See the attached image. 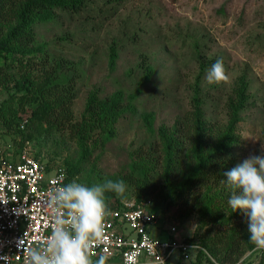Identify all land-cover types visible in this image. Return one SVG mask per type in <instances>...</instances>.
Wrapping results in <instances>:
<instances>
[{"label":"rangeland","instance_id":"374dc122","mask_svg":"<svg viewBox=\"0 0 264 264\" xmlns=\"http://www.w3.org/2000/svg\"><path fill=\"white\" fill-rule=\"evenodd\" d=\"M88 1L80 14H59L55 21L37 27V43L45 46L50 63L65 59L75 63L77 68L73 74L77 91L72 107L74 123L82 121L88 99L94 92L102 99L118 91L125 92L126 99L140 88L142 92L133 102V111H127L116 124L114 139L103 145L88 142L90 154L86 161H81L82 148L70 130L40 132L31 121V112L20 114L21 119L29 121L25 134L33 135V139L24 141L23 147L39 155L43 163L53 169L52 173L69 168L67 162L81 163L75 179L88 186L106 180H123L126 193L120 197L121 201H137V190L129 184L133 178L131 166L140 158L150 160L155 167L150 177L157 190L150 200L160 216V229L168 232L175 227L179 240L200 245L199 253L204 251L212 257L203 240L210 242L216 233L238 226L247 232L248 221L239 218L233 224L221 226L208 216L206 219L202 216L201 209L206 203L201 204V199L198 203L193 195L176 200L174 205L159 196L160 192L167 193L162 168L164 153L156 136L147 131L143 115H154L156 129L172 127L178 120H185L192 111L193 89L200 73L198 51L209 59H221L230 78L227 84L208 83L206 71L199 80L206 101V116L212 122L220 126L227 124V102L238 78L245 75L250 83V100L238 125L239 143L233 149L235 166L252 155H264L261 151L264 145V0ZM114 44L119 59L116 69L111 71L109 57ZM143 57L155 70L145 85L140 84L144 76ZM4 65L5 60L1 59L0 67ZM9 73V83H0V109L4 108L5 112L13 105V97H21L15 89L21 72L13 68ZM2 123L0 119V137L19 154L23 136L7 135ZM44 127L49 128L47 124ZM99 133V129L93 133L94 139ZM186 153L185 149L181 154L185 164L188 163ZM184 166L178 163L171 177L175 180L186 177L189 170L188 166L182 170ZM218 190L222 188H215L211 194ZM228 200L223 204L226 205L223 213L227 216L231 214ZM155 201H158L157 206ZM216 207L221 204L211 206L215 213ZM217 246L220 251L225 248V244ZM248 247L244 244L242 249ZM263 251L247 249L238 261L247 254L244 264H258ZM176 261L177 256L173 258V262Z\"/></svg>","mask_w":264,"mask_h":264},{"label":"trees","instance_id":"16d2710c","mask_svg":"<svg viewBox=\"0 0 264 264\" xmlns=\"http://www.w3.org/2000/svg\"><path fill=\"white\" fill-rule=\"evenodd\" d=\"M88 2V0H0V60H5V65L0 67V83H9L11 69L18 68L21 72V78L15 85L21 97H13V105L8 110L9 115L4 108L0 109V119L7 135L23 136L22 150L24 141L33 139V135L25 134L26 131L21 130L20 114L31 112V121L36 123L40 132L70 130L82 148L81 161H86L90 154L88 142L92 140L95 145H103L114 139L117 135L116 124L127 111H133L135 107L133 102L142 92L140 88L136 93L128 95L127 99L123 91H118L105 99L94 92L88 99L82 121L74 123L72 107L77 91L73 74L77 68L75 63L65 59L60 62L52 60L50 63L46 57L45 46L37 43V27L55 21L59 14L78 15L87 7ZM116 47L114 44L110 48L111 71L116 69L119 59ZM196 58L200 63V73L193 89L192 111L185 120H178L172 127L161 126L156 129L154 115H143L147 131L156 136L157 144L164 153L162 168L166 174L164 176L167 193L160 192L159 196L174 205L176 200L193 195L198 203L200 199L201 204L206 203L205 208L201 209L202 216L205 219L208 216L207 218L221 226L233 224L232 222L239 218L248 221L242 211L233 212L230 208V215L223 213L226 209V205L223 206L224 200L230 199L232 190L226 182H222L226 179L222 174L235 167L233 149L239 143L238 125L242 119L241 114L250 100V83L245 75L238 78L233 94L227 102V124L220 126L206 116V101L199 81L217 59H209L198 51ZM141 67L144 76L140 84L145 85L152 79L155 70L146 62V57H143ZM45 124L49 128L44 127ZM98 129L99 137L94 139L93 133ZM185 144L188 146L185 147ZM185 149L188 159L186 164L181 157ZM37 158L40 159L39 155ZM178 163L180 166L185 165L182 170L188 166L189 172L183 179L175 180L171 176L173 172L176 173ZM67 165L70 168H67L70 182L79 174L81 163L72 165L67 162ZM131 167L133 178H130L129 184L137 190V202L151 201L150 198H153L157 191L150 177L151 171L155 168L153 163L140 158ZM218 187L222 190L212 195L211 193ZM105 197L109 209L120 207L121 199L117 194L106 192ZM112 200L115 201L111 204ZM155 204L157 206L158 201H155ZM215 204H221V207L215 208L216 213L211 209ZM163 233L166 236L168 232L163 230ZM250 235L249 231L240 230L238 226L227 232L216 233L211 237L212 241L208 242L206 239L203 240V244L216 264H236L247 249H255L250 243ZM216 244H225V248L220 251ZM244 244L249 247L242 249ZM261 257L258 264H264V251ZM192 262L212 264V259L203 251Z\"/></svg>","mask_w":264,"mask_h":264},{"label":"built area","instance_id":"2783aa9c","mask_svg":"<svg viewBox=\"0 0 264 264\" xmlns=\"http://www.w3.org/2000/svg\"><path fill=\"white\" fill-rule=\"evenodd\" d=\"M29 121L22 118L25 131ZM16 152L0 137V264H24L25 249L41 243L51 234L54 220L46 205L49 189L69 182L67 169L52 170L29 149ZM52 173V174H51ZM152 201H121L109 209L106 221L107 246H94L92 258L101 252L121 264H172L173 258L195 260L199 248L179 240L176 228L160 236V216Z\"/></svg>","mask_w":264,"mask_h":264},{"label":"clouds","instance_id":"9594fccd","mask_svg":"<svg viewBox=\"0 0 264 264\" xmlns=\"http://www.w3.org/2000/svg\"><path fill=\"white\" fill-rule=\"evenodd\" d=\"M208 83L227 84L229 75L221 59L208 70ZM264 153V145L261 147ZM232 190L228 205L233 212L242 211L248 218L250 243L264 250V155H252L222 174ZM106 192L124 197L123 180H106L88 186L73 179L49 189L46 205L54 224L51 234L41 243L25 249L24 264H107L108 255L101 252L92 258L94 246H107L106 221L110 215ZM195 228V227H194ZM193 228V229H194ZM200 245H193L191 253ZM192 256H188L189 264ZM212 264H216L214 258ZM247 254L238 264H244Z\"/></svg>","mask_w":264,"mask_h":264},{"label":"crops","instance_id":"0c3cea01","mask_svg":"<svg viewBox=\"0 0 264 264\" xmlns=\"http://www.w3.org/2000/svg\"><path fill=\"white\" fill-rule=\"evenodd\" d=\"M164 233H160V236H163ZM165 237V236H163ZM97 258H93V260H95ZM107 264H121V260L120 259H108ZM172 264H187V262L181 261L178 259V261H176L175 263L172 261Z\"/></svg>","mask_w":264,"mask_h":264}]
</instances>
